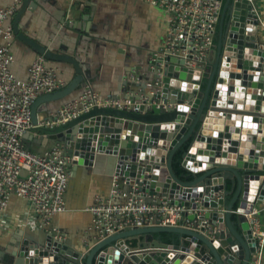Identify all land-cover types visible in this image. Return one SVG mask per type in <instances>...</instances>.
Segmentation results:
<instances>
[{
	"label": "water",
	"instance_id": "obj_1",
	"mask_svg": "<svg viewBox=\"0 0 264 264\" xmlns=\"http://www.w3.org/2000/svg\"><path fill=\"white\" fill-rule=\"evenodd\" d=\"M28 7V0H23L15 14L14 30L18 37L27 41L38 56L74 67L69 83L38 96L33 103L32 122L37 124L39 114L52 115L64 103L78 98L85 85L91 82L92 75L78 57L56 53L49 44L19 32V22ZM257 17L248 0H225L217 26V42L204 80L200 71H189L183 59L170 55L152 56L144 76L130 70L125 72L120 83L121 89L127 92L119 96L126 97L129 92L146 94L150 99H162L173 107L154 105L145 110L142 106L139 112L94 107L63 124L53 137H47L53 140L50 148H62L69 158V184L74 181L78 169L98 173L105 170L111 183L110 192L116 175L118 189L126 191L129 185L136 183L152 197L169 198L172 203L185 206L182 216L189 220L200 222L206 218L215 226L225 222L226 227L216 233L221 245L193 229L159 226L122 230L101 241L95 232L83 244L73 246L65 233H61L65 239H59V233L49 225L45 229H33L40 233L37 238L25 237L16 245L13 264H111L114 257L107 251H114L107 249V245L120 246L123 238L134 235L135 238L146 235V243L155 247L180 248L182 252L194 249L195 255L205 264H231L233 256L229 257L227 248L236 243L240 250L234 263L248 264L256 250V240L244 215L238 216V228L235 226L232 210L239 204L247 206L245 200L251 179L264 182V44L260 43ZM194 81L203 82L202 89H192V83L188 82ZM162 83L164 86L158 91ZM210 110L219 111L218 116L215 113L216 116L208 119ZM162 122H166L164 127ZM182 122L185 124L181 127ZM213 126H218V130H213ZM191 138L183 154V167L193 172L207 166L208 169L191 181H183L176 175L172 160L174 153ZM44 139L46 135H34L30 131L23 135L25 146L41 154L45 150L39 149L37 143ZM217 176H223V184L215 183L218 179L213 181ZM229 183L231 188H228ZM259 186L257 184L252 191V200ZM220 190L227 196L232 194L226 201L225 212L216 209L224 204V200H216ZM261 193L264 194V189ZM197 207L208 208L201 216L189 213V209ZM162 232L178 233L179 242L161 241L156 233ZM188 237L194 238L195 244H191ZM150 253L145 256L132 254L127 262L122 261L121 254L120 264H127L129 260L138 264L164 263L165 251ZM177 263L179 260H175L174 264ZM191 264L200 263L192 261Z\"/></svg>",
	"mask_w": 264,
	"mask_h": 264
},
{
	"label": "built area",
	"instance_id": "obj_2",
	"mask_svg": "<svg viewBox=\"0 0 264 264\" xmlns=\"http://www.w3.org/2000/svg\"><path fill=\"white\" fill-rule=\"evenodd\" d=\"M20 1L14 0L13 5L8 7L0 5V213L4 214L8 211L10 196L15 193L24 197L30 206V217L27 219V223L31 229H45L50 225L54 215L66 209L65 195L71 175L67 167L69 158L58 146L45 150L42 154L28 149L23 141L25 133L30 131L34 135H55L56 130L63 124L89 112L94 107L139 112L142 106L146 110L154 105L158 108H168L173 107V105L165 103L162 99H150L146 94L141 93L129 92L126 97L119 95L103 96L95 91L90 83H87L78 98L64 103L52 115L39 114L38 123L34 124L32 122V105L37 97L63 88L66 83L57 76L55 70L47 68L44 56H39L32 62L27 79H19L12 73L11 63L14 57L8 44L12 37V31L9 28H4L3 23L17 11ZM147 1L163 8L168 13L165 44L153 56L170 55L183 59V65L193 73L200 71L202 80H204L203 75L207 71V63L216 44L214 39L217 36V26L225 0ZM237 1L241 0H235V2ZM248 1L253 4L257 13L258 27L261 31L262 28L264 29V17L259 10L257 0ZM2 39L8 43L3 44ZM159 73L163 75L161 69ZM188 83H192V89L200 90L203 87V82L200 81ZM163 86L162 83L158 91ZM190 111L189 109L188 113ZM215 113L217 115L219 111L210 110L207 118H213L216 116ZM213 123L214 125L219 124ZM161 124L164 127L166 122ZM184 124L185 122H182L181 127ZM213 130H218V126H213ZM207 169L208 166L193 172L187 168L195 177ZM117 178L118 176L115 175L110 198H97L94 205L88 208L93 217L92 229L98 234L99 241L122 230L179 226L205 234L211 241L219 242V246L221 245L216 233L221 228L226 227L225 222H218V226H215L206 218L200 222L189 220L182 216V212L186 210L185 206H178L172 203L169 198L152 197L148 192L141 190L136 183L129 185L126 191L118 189ZM126 179L124 180L125 185L128 184ZM215 179H218L215 183L223 184V176L214 177L213 181ZM249 182L250 192L245 200L247 206L243 207L239 204L232 210V215H236L237 218L239 215L246 217L250 231L256 240V250L251 254L248 264H262L264 227L259 217L262 209L257 204L264 202V194L261 193V190L264 189V182H261V179H251ZM257 184H260L258 193L252 200V191ZM235 188L236 183L233 185V193ZM229 196L220 190L216 200L217 202L224 200V204L219 205L216 209L225 212V204L230 199ZM149 198L151 200H148ZM207 208L189 209V213H197L201 216ZM58 233L59 239H65L60 232ZM135 236L123 238L120 246H116L115 243L107 245V249L112 248L114 251L113 253L107 251L108 255L114 257L111 264H120L121 254L124 256L122 261L127 262L126 259L130 258L132 254L141 253L145 256L151 255L150 252L153 251L156 254L166 252V256L163 257L164 263L159 262L158 264H174L175 260H179L177 264H191L192 261L205 264L202 259L195 255L194 249L182 252L180 248L155 247L151 243H146V235L144 237L137 236L138 238ZM188 238L191 244H195L194 238ZM121 246H124V249ZM227 250L229 257L233 256L231 264H235L234 259L239 257L237 254L240 250L239 245L231 243ZM129 261L127 264H138Z\"/></svg>",
	"mask_w": 264,
	"mask_h": 264
},
{
	"label": "crops",
	"instance_id": "obj_3",
	"mask_svg": "<svg viewBox=\"0 0 264 264\" xmlns=\"http://www.w3.org/2000/svg\"><path fill=\"white\" fill-rule=\"evenodd\" d=\"M13 3L14 0H0L3 7ZM22 3L23 0L17 11ZM257 4L264 17V0H257ZM28 5L19 22V32L49 44L56 53L78 57L91 72L93 89L103 96L126 95L120 83L125 72L130 70L144 76L149 59L161 50L167 37V11L147 0H28ZM16 12L3 23L4 28L11 29L12 37L9 43L3 39L1 42L8 43L13 54L11 71L14 76L27 79L30 65L39 56L15 33ZM261 43L264 44L263 28ZM46 66L55 70L66 84L73 77L72 64L46 60ZM50 136L46 135V139L37 143L39 149H50L53 144V140L47 138ZM105 174V170L101 173L76 170L74 181H70L66 191L65 211L51 219L50 227L65 233L73 246L83 244L95 233L88 208L97 198L110 197L111 183ZM257 206L262 209L259 217L264 227V202ZM29 214L27 200L12 193L8 211L0 213V264H13L15 247L25 237L37 238L40 234L28 225Z\"/></svg>",
	"mask_w": 264,
	"mask_h": 264
},
{
	"label": "trees",
	"instance_id": "obj_4",
	"mask_svg": "<svg viewBox=\"0 0 264 264\" xmlns=\"http://www.w3.org/2000/svg\"><path fill=\"white\" fill-rule=\"evenodd\" d=\"M192 141V138L189 139L182 147H180L173 155V169L176 173V175L183 181H191L195 178V175L187 170L186 168L183 167L182 161H183V154L184 152L188 149L190 142ZM231 185L229 183L228 188H230ZM232 195L229 196L231 198ZM232 220L233 222H237V217L236 215H232ZM161 241H164L166 243H178V235L173 232H162L156 235Z\"/></svg>",
	"mask_w": 264,
	"mask_h": 264
},
{
	"label": "rangeland",
	"instance_id": "obj_5",
	"mask_svg": "<svg viewBox=\"0 0 264 264\" xmlns=\"http://www.w3.org/2000/svg\"><path fill=\"white\" fill-rule=\"evenodd\" d=\"M234 224H235V226L238 228V223L235 221L234 222ZM159 233H156V235H158ZM177 235H178V239H179V237H180V235L178 234V233H176Z\"/></svg>",
	"mask_w": 264,
	"mask_h": 264
}]
</instances>
